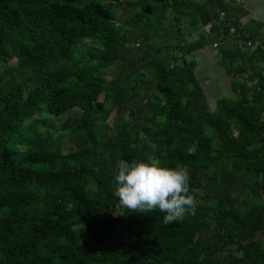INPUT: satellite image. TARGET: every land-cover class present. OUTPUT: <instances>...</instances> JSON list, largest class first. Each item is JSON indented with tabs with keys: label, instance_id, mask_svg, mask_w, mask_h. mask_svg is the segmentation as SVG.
<instances>
[{
	"label": "trees",
	"instance_id": "obj_1",
	"mask_svg": "<svg viewBox=\"0 0 264 264\" xmlns=\"http://www.w3.org/2000/svg\"><path fill=\"white\" fill-rule=\"evenodd\" d=\"M170 1L0 0V264H264L260 26L231 0ZM124 2L140 7L126 27ZM153 3L169 16L158 46L141 32ZM206 46L229 77L215 102ZM133 160L186 169L195 213L121 207L111 181Z\"/></svg>",
	"mask_w": 264,
	"mask_h": 264
},
{
	"label": "clouds",
	"instance_id": "obj_2",
	"mask_svg": "<svg viewBox=\"0 0 264 264\" xmlns=\"http://www.w3.org/2000/svg\"><path fill=\"white\" fill-rule=\"evenodd\" d=\"M114 174L112 194L121 207L149 213L159 209L164 223L183 219L196 211L190 193V174L183 167L165 166L157 161H120Z\"/></svg>",
	"mask_w": 264,
	"mask_h": 264
},
{
	"label": "rangeland",
	"instance_id": "obj_3",
	"mask_svg": "<svg viewBox=\"0 0 264 264\" xmlns=\"http://www.w3.org/2000/svg\"><path fill=\"white\" fill-rule=\"evenodd\" d=\"M153 5H155V7L152 10V12L149 15H147V17L144 18V20L149 19V21H152V24L150 27L147 25L146 26L143 25L141 28V32L144 33V36L150 35V38L148 40L150 44H152L153 46H158L165 44L164 42L168 40L165 37H163L162 39L159 37L160 35L157 31V28L161 23L168 22L169 16L168 15L159 16L156 13L157 11L156 6L158 4L153 3ZM139 8H140L139 6L130 7L129 5H126V2H124L121 6H118L115 10V22L123 24L124 27L129 26L128 22L130 21V17L133 16L135 10H138ZM146 13H148V11H146ZM83 43H85L86 48L89 50L97 47L95 46L94 44L95 41L93 40H85ZM129 45L139 47L138 42H130ZM201 51L202 52H200V55L198 53L195 54L196 58L199 57L200 61L202 60V63L197 68V75L205 88L206 94L210 102H215V99L217 97L229 94V89H228L229 77L227 76V74H225V71L221 67H219L218 63H216V60L213 56L214 55L213 53L215 51L212 50L211 47L208 48V46H206L204 50ZM100 72L102 73L101 75L102 78H104L107 81H111L117 77V75L119 74V69L116 67V65H111L105 69H102ZM121 72L125 73V68H121ZM101 98L102 96L100 94L99 99ZM45 119H46V124L40 123L38 124V126L42 129L46 127L51 129L53 127L57 128L63 122L65 116H60L56 118L46 117ZM71 146L72 143L68 139V137H64L62 139V147L64 149H68Z\"/></svg>",
	"mask_w": 264,
	"mask_h": 264
},
{
	"label": "crops",
	"instance_id": "obj_4",
	"mask_svg": "<svg viewBox=\"0 0 264 264\" xmlns=\"http://www.w3.org/2000/svg\"><path fill=\"white\" fill-rule=\"evenodd\" d=\"M231 1L241 9L242 26L244 28H251V29H255V28L257 29V26H260V32H261L260 38L264 39V0H231ZM198 58L199 57H197V60ZM198 62H199L198 64L199 67L200 64L202 63V60L200 61L199 58Z\"/></svg>",
	"mask_w": 264,
	"mask_h": 264
},
{
	"label": "bare ground",
	"instance_id": "obj_5",
	"mask_svg": "<svg viewBox=\"0 0 264 264\" xmlns=\"http://www.w3.org/2000/svg\"><path fill=\"white\" fill-rule=\"evenodd\" d=\"M209 27H210V24L206 25L204 28H205L206 30H208Z\"/></svg>",
	"mask_w": 264,
	"mask_h": 264
}]
</instances>
